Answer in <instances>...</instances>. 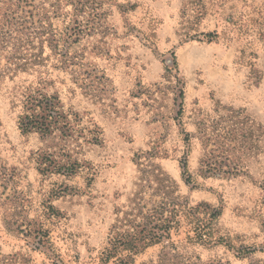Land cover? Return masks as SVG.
Instances as JSON below:
<instances>
[{
	"label": "rangeland",
	"instance_id": "1",
	"mask_svg": "<svg viewBox=\"0 0 264 264\" xmlns=\"http://www.w3.org/2000/svg\"><path fill=\"white\" fill-rule=\"evenodd\" d=\"M91 5L101 28L66 50L70 18L56 19L61 56L45 43V67L0 85V264L14 257L29 264H170L176 255L198 264H264V0ZM207 34L216 37L209 42ZM27 89L57 98L78 121L76 132L23 134ZM223 148L227 165L242 170L206 174V156ZM75 161L72 176L45 171ZM200 204L209 206L200 217L211 224V243L198 242L194 231L191 215ZM172 211L178 223L170 239L131 258L123 253L122 261L107 259L134 223L148 218L154 226ZM18 220L48 232L51 245L37 248L35 236L14 226ZM171 245L177 251L168 257Z\"/></svg>",
	"mask_w": 264,
	"mask_h": 264
},
{
	"label": "trees",
	"instance_id": "2",
	"mask_svg": "<svg viewBox=\"0 0 264 264\" xmlns=\"http://www.w3.org/2000/svg\"><path fill=\"white\" fill-rule=\"evenodd\" d=\"M90 1L92 2V0H0V60L4 61L2 66L0 63V85L6 77L11 78L19 73L35 72L41 67H45L47 60L41 56L45 43L53 47L52 51L55 52L56 56H61L60 53L64 51L61 48L63 37L59 36L54 29L56 19L70 18L65 36L70 41L64 40L66 50H70L72 43L81 41L82 36L86 33L88 36L101 28L102 18L98 13L99 9L94 8L93 5L90 6ZM215 37L213 34L206 35L209 42L213 41ZM60 62L64 63L65 61ZM64 64L74 68L78 67V64L72 60H67ZM82 66L80 65V67ZM173 66L176 68L177 63L175 62ZM170 70L167 69L168 72ZM23 98V113L19 117V127L23 134L36 133L46 139H51L58 134L67 137L76 132L74 124L78 121L72 120L71 114L63 110L61 102L57 98L46 96L39 89H27ZM74 117L77 116L74 115ZM233 141L228 140L231 143ZM228 152L229 150L223 148L219 152L213 149L208 153L203 162L206 174L218 176L238 174L242 167L239 164L227 165L226 160L230 163V157L227 156ZM68 164L67 166H59L51 163L45 171L49 172L51 168L58 174L72 176L76 173L75 169L78 163L75 161ZM66 168H70V170L65 172ZM183 168L186 169V163ZM11 182L12 176L8 174L5 190L12 194L15 193V189L10 185ZM10 186L11 189H9ZM203 208L207 209L209 206L200 204L194 209L195 213L191 215L195 218L193 227L198 242L211 243L214 238L211 224L200 217L204 211ZM152 212L158 214L155 209ZM172 213L173 216L171 217L158 218L154 226L152 220L148 218L142 226L134 223L131 233L116 237L118 239H115L114 244H112L116 250L109 253L107 259L114 256L119 257V260L122 261L121 255L123 253L127 254L126 257L131 258L132 255L139 253L142 248L159 244L162 239H170L171 230L174 228V224L178 223L174 211ZM157 216L152 215V218L156 219ZM13 224L14 226L18 225L17 230L25 237L35 236L37 248L47 244L51 245L49 234L45 230L34 231L31 224L23 220L15 221ZM148 227L151 228L150 231L147 229ZM139 229H141L140 232ZM166 249L171 250L168 257L176 255L174 251H177V248L174 245L168 246ZM166 261H169V258ZM29 263L26 258L14 257L5 259L1 264ZM170 264H198V261L197 258L192 259L176 255ZM219 264L223 263L219 262Z\"/></svg>",
	"mask_w": 264,
	"mask_h": 264
}]
</instances>
